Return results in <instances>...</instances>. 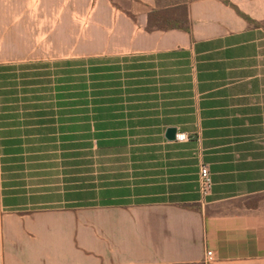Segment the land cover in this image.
I'll return each instance as SVG.
<instances>
[{"label":"crops","instance_id":"crops-1","mask_svg":"<svg viewBox=\"0 0 264 264\" xmlns=\"http://www.w3.org/2000/svg\"><path fill=\"white\" fill-rule=\"evenodd\" d=\"M61 1L0 0V32L52 34L48 49L69 52L39 58L32 42L37 57L0 59V77L6 65L60 59L80 69L131 63L127 138L157 144L159 161L152 168L145 153L131 183L36 191L13 162L23 153L10 145L23 142L8 135V113L21 111L1 103L0 264H264V0H188L190 33L148 31L157 0ZM73 11H90L93 23L68 24ZM77 32L86 34L57 41ZM59 125L56 138L87 141L81 125ZM167 127L189 139H166ZM200 162L212 180L204 197Z\"/></svg>","mask_w":264,"mask_h":264},{"label":"rangeland","instance_id":"rangeland-1","mask_svg":"<svg viewBox=\"0 0 264 264\" xmlns=\"http://www.w3.org/2000/svg\"><path fill=\"white\" fill-rule=\"evenodd\" d=\"M66 1L68 0H62L61 2L63 4ZM187 1L159 0V4L165 6L177 2L179 4L177 14L182 17L183 10L181 8L184 7ZM4 3L6 7L7 2ZM12 4L16 5L18 3L13 1ZM91 15L90 11L84 16L73 11V15L67 23L76 28L85 27V25L93 23V15ZM59 18L57 11L52 23L57 22ZM6 20L7 15L4 11L0 15V28H3L1 24L5 23ZM85 34L79 32L61 34L58 35L61 38H57V41L62 40L64 42L67 36L69 38H79ZM49 35L52 36L48 33L0 32V41L4 39L8 44L7 48L0 49V59L5 60L6 56L8 58L37 57V49H32L30 46L32 42L36 46L40 44L39 58L60 57L69 54L68 50L64 49H48L47 39ZM23 40L27 43L29 41L28 48H24ZM21 42L23 49L17 47ZM2 51L3 54L1 55ZM115 58L120 57L103 59L113 62ZM64 60L66 59L54 62L61 63L58 65L54 63L49 65H6L7 67L1 71L5 73L2 78L0 77V89L5 94L3 97L0 96V104H6V106H9L8 108L17 107V111H21L8 113L9 119L13 122L9 125L8 135L22 137L20 139L23 143L10 146L13 151L23 153L13 162L16 163L17 169L23 170L22 174L23 177L27 178L25 180L27 184L33 185L32 187L36 191H57L69 185L74 186L79 181L85 182L89 189L110 183H131V173H134L136 169H142L145 165V153L146 155L147 153L155 155L152 161V164H154L152 168H154L155 163L159 161L160 149L157 144L144 145L142 142H131V137H128L125 142L103 144L100 147L96 146L94 141L92 146L89 145L85 138L74 137L61 140L50 134L53 131L51 128L59 124H82V121L70 120L72 117L80 116L76 113L80 108L78 105L66 104L60 106L55 103L57 84L61 83L66 86L63 90L64 94L84 92L81 88H74L81 81L79 79L81 75L79 74H83V69H80L78 64L68 66L63 63ZM120 66L124 69L123 67L126 64L123 63ZM90 91L91 89H87L85 92ZM128 94L131 95L127 92L123 95L127 96ZM123 98L122 103L126 107L131 104L127 97ZM65 99L67 103L73 102L72 97L67 96ZM60 113L66 116L62 120L59 117ZM82 129L77 128L76 130L82 131ZM20 165L22 167H18Z\"/></svg>","mask_w":264,"mask_h":264},{"label":"trees","instance_id":"trees-1","mask_svg":"<svg viewBox=\"0 0 264 264\" xmlns=\"http://www.w3.org/2000/svg\"><path fill=\"white\" fill-rule=\"evenodd\" d=\"M178 5L175 2L160 6L159 0H157L158 8L147 15L146 29L148 31L176 29L190 33L186 3L181 8L183 10L182 17L177 14ZM123 68L120 64L97 65L89 63L87 69H83V74L79 77L80 83L74 86L75 89L81 88L84 92L81 95L73 94L72 103L66 102L67 95L63 92L66 86L61 83L56 86L55 103L57 105L73 104L80 107L76 111L80 116L72 117L70 120L82 121L80 127L85 129L84 136L91 146L93 141L96 146L101 147L103 144L125 142L127 136H131V104L125 108L122 103L123 97H127L131 103V95H123L126 92L131 93V63L126 64ZM87 89H91V91L85 92ZM59 117L62 120L66 116L60 113ZM76 127L73 126V128ZM59 129L64 131L69 129V126L60 124Z\"/></svg>","mask_w":264,"mask_h":264},{"label":"built area","instance_id":"built-area-1","mask_svg":"<svg viewBox=\"0 0 264 264\" xmlns=\"http://www.w3.org/2000/svg\"><path fill=\"white\" fill-rule=\"evenodd\" d=\"M189 139V135L186 133L177 132L175 135V140L182 142L187 141ZM212 186V180L209 172V168L207 164L200 162L198 166V192L201 197H204L210 193ZM207 256L211 255V251H207Z\"/></svg>","mask_w":264,"mask_h":264},{"label":"water","instance_id":"water-1","mask_svg":"<svg viewBox=\"0 0 264 264\" xmlns=\"http://www.w3.org/2000/svg\"><path fill=\"white\" fill-rule=\"evenodd\" d=\"M177 129L175 127H167L165 130V138L168 140H174Z\"/></svg>","mask_w":264,"mask_h":264}]
</instances>
